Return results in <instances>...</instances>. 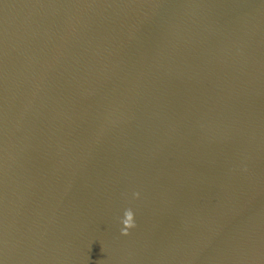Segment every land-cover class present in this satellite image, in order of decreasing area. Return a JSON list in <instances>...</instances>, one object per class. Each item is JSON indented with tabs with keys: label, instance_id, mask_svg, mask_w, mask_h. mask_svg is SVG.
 Instances as JSON below:
<instances>
[{
	"label": "water",
	"instance_id": "95a60500",
	"mask_svg": "<svg viewBox=\"0 0 264 264\" xmlns=\"http://www.w3.org/2000/svg\"><path fill=\"white\" fill-rule=\"evenodd\" d=\"M0 264H264V0H0Z\"/></svg>",
	"mask_w": 264,
	"mask_h": 264
},
{
	"label": "clouds",
	"instance_id": "9594fccd",
	"mask_svg": "<svg viewBox=\"0 0 264 264\" xmlns=\"http://www.w3.org/2000/svg\"><path fill=\"white\" fill-rule=\"evenodd\" d=\"M122 223H123V226H124L122 228V232L123 233H127L130 228H133L135 226V221L133 219V213L131 212V210H127L124 213V217L122 219Z\"/></svg>",
	"mask_w": 264,
	"mask_h": 264
}]
</instances>
